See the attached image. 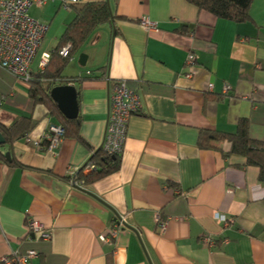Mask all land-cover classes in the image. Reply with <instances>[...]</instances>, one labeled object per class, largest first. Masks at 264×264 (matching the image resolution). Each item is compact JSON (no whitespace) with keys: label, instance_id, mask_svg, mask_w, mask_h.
Here are the masks:
<instances>
[{"label":"crops","instance_id":"1","mask_svg":"<svg viewBox=\"0 0 264 264\" xmlns=\"http://www.w3.org/2000/svg\"><path fill=\"white\" fill-rule=\"evenodd\" d=\"M61 1L35 0L29 9L48 25L41 53L54 49L73 17ZM103 1L122 18L97 27L64 69L66 76H97L105 67L102 77L75 85L82 141L63 137L53 152L37 148L34 142L52 124L47 109L29 97L28 83L18 95L9 92L17 105L3 109L0 82V122L36 121L10 150L0 146L8 160L23 164L0 160V257L32 249L37 256L25 264H264L258 167L241 155L197 145L200 129L234 132L242 118L249 136L264 142V0H252L241 22L187 0ZM143 17L157 28L141 26ZM117 80L138 91L142 104L128 120L120 166L74 186L68 173L101 148L108 90ZM214 144L229 150L226 141ZM215 213L234 220L223 225ZM157 215L167 221L162 233ZM29 217L51 230L49 240L29 236ZM120 217L125 224L102 241ZM203 236L215 244H204Z\"/></svg>","mask_w":264,"mask_h":264},{"label":"trees","instance_id":"2","mask_svg":"<svg viewBox=\"0 0 264 264\" xmlns=\"http://www.w3.org/2000/svg\"><path fill=\"white\" fill-rule=\"evenodd\" d=\"M195 5L198 10L207 11L217 18L232 20L235 22L245 21L249 18V6L252 0H187ZM73 11L72 19L65 25L60 34L57 44L50 52V57L43 69L38 72H30L28 95L34 103H41L47 109V114L52 123L60 124L64 129L63 137H72L82 141L79 134L80 117L66 118L58 109L57 104L51 98L49 91L55 84H71L75 86L86 78H100L105 72V67L98 68L103 73L97 76H66L63 70L71 57L78 53L81 46L89 36L104 23L113 24L116 18H122L110 9L107 1H84L71 3L69 6ZM70 44L67 56H61L60 48ZM91 73V72H90ZM78 101V99H77ZM36 121L31 116H20L10 125L0 122V134L4 143L0 146H8L9 150L14 141L25 138L34 128ZM228 142L229 150L224 153L223 149L216 146L215 142ZM197 145L202 149H217L223 156L227 154H238L245 158L248 165H254L259 169V179L264 180V142L255 140L249 136L248 121L242 118L238 121L234 132H219L208 129H200ZM0 160L10 166L23 167V164L11 156L8 160L0 150ZM91 166V167H90ZM120 166V155L112 156L105 153L102 148L92 152L87 162L77 170L75 178L83 184L92 183L106 175L118 170ZM88 167L87 172H83ZM90 167V168H89ZM69 178V177H68ZM218 241V240H217Z\"/></svg>","mask_w":264,"mask_h":264},{"label":"built area","instance_id":"3","mask_svg":"<svg viewBox=\"0 0 264 264\" xmlns=\"http://www.w3.org/2000/svg\"><path fill=\"white\" fill-rule=\"evenodd\" d=\"M34 1L0 0V67L25 81L30 77V65L48 27L46 22L29 14V9ZM79 1L81 0H62L61 4L64 8H69L71 3ZM140 24L146 29L157 28V23L148 17L141 18ZM69 48L70 44H66L59 49L58 53L65 57L69 53ZM49 57L50 52L41 53L38 61L40 70L46 65ZM86 74H90V72L87 71ZM226 88L227 86L224 87V89ZM1 100L2 96H0V104ZM141 106L139 92L130 88L125 80H117L110 84L107 96L105 130L101 144L105 153L112 156L121 154L125 143L128 120L133 114L139 112ZM63 133L64 129L60 124L52 123L41 135V138L34 143L40 150L53 152L59 146ZM77 170H71L68 173L69 182L74 186L82 187V181L75 178ZM85 170L88 171V167ZM214 218L221 221L223 225H228L234 220L219 213H215ZM155 220L158 232H164L167 221L161 219L159 215L155 217ZM124 224V218H118L114 222L110 235H100L101 240L110 241ZM27 228L29 236L36 233L40 239L49 240L51 238V230L34 218L29 217L27 219ZM201 241L208 246H213L216 242L210 236H203ZM36 256L37 252L30 249L22 254L14 253L1 256L0 264H25Z\"/></svg>","mask_w":264,"mask_h":264},{"label":"water","instance_id":"4","mask_svg":"<svg viewBox=\"0 0 264 264\" xmlns=\"http://www.w3.org/2000/svg\"><path fill=\"white\" fill-rule=\"evenodd\" d=\"M86 54L80 53L78 62L81 65L85 64ZM49 94L57 104L59 111L68 119H73L78 115L77 91L75 86L71 84H55L51 87ZM4 143V138L0 134V145ZM7 159L10 158V153H4Z\"/></svg>","mask_w":264,"mask_h":264},{"label":"rangeland","instance_id":"5","mask_svg":"<svg viewBox=\"0 0 264 264\" xmlns=\"http://www.w3.org/2000/svg\"><path fill=\"white\" fill-rule=\"evenodd\" d=\"M42 49L43 48H39L38 49V51H37L32 63H31L30 70L32 72H34V73L39 71V69H38V61L40 59V55H41L40 53H41ZM64 71L66 72V70H63V75H66L64 73ZM0 82L3 83L4 84L3 86L6 87V90L4 91V93L6 94V99L4 101H2V107L5 110L11 111L13 106L17 105V99H14V97L8 95L9 92L13 91L16 95H18L17 93H20L21 91L23 92L24 85H26L27 82L24 79H22V78L16 77L15 75H13L12 73L8 72L7 70H5L2 67H0ZM16 82H18V85H16L17 84ZM13 86L15 88H13ZM0 94H1V92H0Z\"/></svg>","mask_w":264,"mask_h":264}]
</instances>
